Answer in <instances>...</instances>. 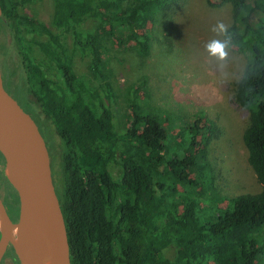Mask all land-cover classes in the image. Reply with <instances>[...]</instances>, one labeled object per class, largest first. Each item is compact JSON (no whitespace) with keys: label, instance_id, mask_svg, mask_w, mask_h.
<instances>
[{"label":"trees","instance_id":"obj_1","mask_svg":"<svg viewBox=\"0 0 264 264\" xmlns=\"http://www.w3.org/2000/svg\"><path fill=\"white\" fill-rule=\"evenodd\" d=\"M39 1L0 0V31L10 36L25 74L12 81L16 98L63 142L49 154L71 264H264V0H218L231 8L226 44L247 56L234 101L248 113L242 141L261 186L231 198L213 190L204 150L168 155L169 144L176 151L184 141L167 142L166 128L136 107L137 89L128 126L114 129L104 40L146 56L149 37L139 31L177 0H52L49 25L20 12ZM87 21L91 27L81 29ZM75 54L88 61L99 89L75 73ZM8 72L17 77L15 67ZM199 122L189 128V148L199 145ZM207 142L202 133L200 143ZM0 178L13 189L3 172ZM206 210L216 212L202 221ZM169 247L176 250L172 259L164 255Z\"/></svg>","mask_w":264,"mask_h":264},{"label":"rangeland","instance_id":"obj_2","mask_svg":"<svg viewBox=\"0 0 264 264\" xmlns=\"http://www.w3.org/2000/svg\"><path fill=\"white\" fill-rule=\"evenodd\" d=\"M20 12L49 25L52 0L30 3L22 7ZM231 22L230 6L220 5L218 0H177L170 9L158 13L139 31L141 35L149 37V52L146 56H140L134 45L118 46L111 40H104L103 54V69L107 72L106 81L113 95L109 109L115 131L122 133L128 126L129 100L134 99L133 90L137 89L140 99H134L136 107L143 114L155 116L166 128L167 142H173L174 138L179 142L184 141L176 151L173 143L169 144L168 155L176 153L182 156L185 153L186 156H194L204 150L213 177V190L227 198L255 194L261 190L248 164L242 141L248 113L234 101L235 85L246 66L247 56L227 45L226 58L219 60L210 55L206 47L213 40L225 42L223 33L216 26L223 23L228 28ZM90 24V21L85 22L81 29L88 28ZM64 42L67 49L71 50L70 38L66 37ZM3 59L7 69L16 68L17 77L14 80L25 75L10 36L5 37L0 31V61ZM5 67L3 65V69ZM73 70L91 87L99 89L100 79L89 71L87 60L75 54ZM19 98L17 100L24 108ZM197 118H200L199 123L203 127L197 138L199 145L189 148V145L186 146V141L192 137L189 128H192ZM38 120H44L43 116H38ZM36 124L48 151L52 149L56 153L58 144L62 145L63 142L55 128L45 121L43 125L40 122ZM202 133L207 136L206 145L200 143ZM61 154L58 153L57 164L61 162ZM4 169L5 162H0V172ZM110 170L116 179L119 168L113 165ZM55 187L58 189V185ZM13 190L0 178V195L8 203L15 199L18 204ZM215 212L206 210L202 213V221ZM175 252L174 247H169L164 255L172 259ZM3 256L2 264H13V253L6 252Z\"/></svg>","mask_w":264,"mask_h":264},{"label":"water","instance_id":"obj_3","mask_svg":"<svg viewBox=\"0 0 264 264\" xmlns=\"http://www.w3.org/2000/svg\"><path fill=\"white\" fill-rule=\"evenodd\" d=\"M1 15V12H0ZM0 140L13 151L14 181L6 179L18 197V216L12 221L0 197V263L11 246L19 264H40L30 254L35 238L32 196H35L54 252L49 264H71L65 222L52 177L46 142L31 115L7 91L0 69ZM0 153L6 163L3 149Z\"/></svg>","mask_w":264,"mask_h":264},{"label":"bare ground","instance_id":"obj_4","mask_svg":"<svg viewBox=\"0 0 264 264\" xmlns=\"http://www.w3.org/2000/svg\"><path fill=\"white\" fill-rule=\"evenodd\" d=\"M0 145L6 159L4 172L7 178L13 182L15 177L13 151L2 140H0ZM32 215L35 238L30 247V254L40 264H49L54 252V243L50 239L35 196H32Z\"/></svg>","mask_w":264,"mask_h":264},{"label":"flooded vegetation","instance_id":"obj_5","mask_svg":"<svg viewBox=\"0 0 264 264\" xmlns=\"http://www.w3.org/2000/svg\"><path fill=\"white\" fill-rule=\"evenodd\" d=\"M3 65H4V67H5L4 59H3L2 61H0V69H1V73H2V78H3L4 85H5L6 89H7V91L13 96V98H14V99L17 101V103L20 105L19 101H18L17 98H16L15 92H14V86L12 85V81L14 80V78H13V77H9L8 69H7V67H5V68L3 69ZM3 71H4V72H3ZM14 81H15V80H14ZM20 106H21V105H20ZM21 107H22V106H21ZM31 117H32V116H31ZM32 118H33V117H32ZM33 120L35 121V123H37L36 120H35L34 118H33ZM48 152H49V151H48ZM0 197H1V199H2V201H3V203H4V205H5L6 210H7L8 214L10 215L12 221L15 222L16 219H17V216H18V210H19V206H18V204H16L15 199H14V201H12V203L10 204V203L7 202V200H6L4 197H2L1 195H0ZM5 203H6V204H5ZM14 210H15V212H14ZM6 252H9V253L11 252V253H13V255H14V257H12V262H13V264H19L18 261L16 260L15 254H14L13 249H12L11 246H8V247H7ZM6 252H5V253H6ZM4 257H5V256L2 257V260H1V263H0V264H2V262H3V260H4Z\"/></svg>","mask_w":264,"mask_h":264},{"label":"clouds","instance_id":"obj_6","mask_svg":"<svg viewBox=\"0 0 264 264\" xmlns=\"http://www.w3.org/2000/svg\"><path fill=\"white\" fill-rule=\"evenodd\" d=\"M216 28L219 29L221 33L226 31V27L223 23H218ZM226 46V42L213 40L206 47L210 55L217 57L219 60H224L227 56V52L225 51Z\"/></svg>","mask_w":264,"mask_h":264}]
</instances>
